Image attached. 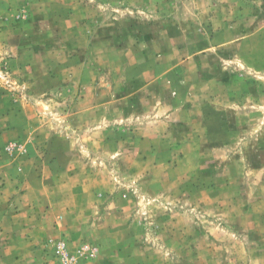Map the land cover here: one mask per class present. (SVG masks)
Here are the masks:
<instances>
[{"label": "rangeland", "instance_id": "374dc122", "mask_svg": "<svg viewBox=\"0 0 264 264\" xmlns=\"http://www.w3.org/2000/svg\"><path fill=\"white\" fill-rule=\"evenodd\" d=\"M0 264H264V0H0Z\"/></svg>", "mask_w": 264, "mask_h": 264}]
</instances>
